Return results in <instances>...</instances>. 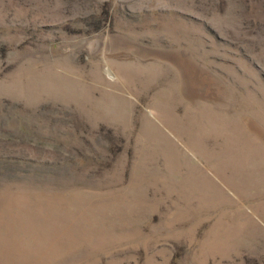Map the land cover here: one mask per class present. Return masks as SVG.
I'll use <instances>...</instances> for the list:
<instances>
[{
	"label": "rangeland",
	"instance_id": "obj_1",
	"mask_svg": "<svg viewBox=\"0 0 264 264\" xmlns=\"http://www.w3.org/2000/svg\"><path fill=\"white\" fill-rule=\"evenodd\" d=\"M0 264H264V0H0Z\"/></svg>",
	"mask_w": 264,
	"mask_h": 264
}]
</instances>
